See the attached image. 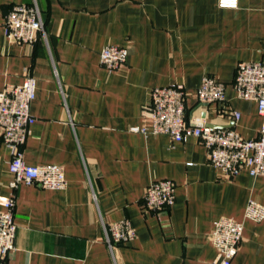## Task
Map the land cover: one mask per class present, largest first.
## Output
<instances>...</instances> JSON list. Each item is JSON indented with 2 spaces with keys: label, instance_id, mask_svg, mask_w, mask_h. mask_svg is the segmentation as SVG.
<instances>
[{
  "label": "crops",
  "instance_id": "0c3cea01",
  "mask_svg": "<svg viewBox=\"0 0 264 264\" xmlns=\"http://www.w3.org/2000/svg\"><path fill=\"white\" fill-rule=\"evenodd\" d=\"M14 5L40 10L45 36L33 46L6 35ZM106 46L129 51L117 71L101 65ZM241 62H264V0H239L233 10L218 0H0V91L37 80L25 161L61 165L67 180L62 190L18 188L16 249L5 264H214L210 235L223 217L244 223L233 264H264V221L245 219L249 201L264 205V177L244 170L231 180L197 138L140 131L151 125L152 90L181 85L187 122L259 138L258 105L234 88ZM205 77L225 85V103L198 104ZM10 160L0 137V208L11 194ZM160 180L176 185L164 224L145 208ZM122 220L137 238L110 248L104 225Z\"/></svg>",
  "mask_w": 264,
  "mask_h": 264
},
{
  "label": "built area",
  "instance_id": "2783aa9c",
  "mask_svg": "<svg viewBox=\"0 0 264 264\" xmlns=\"http://www.w3.org/2000/svg\"><path fill=\"white\" fill-rule=\"evenodd\" d=\"M221 9H237L239 0H218ZM6 35L12 41L33 46L40 36H45L43 21L37 6L14 5L5 20ZM125 47L106 46L101 52V65L110 72L122 68L128 59ZM37 80L28 76L21 85H10L0 91V137L9 149V170L13 175L11 194L0 208V264H5L16 249V191L21 185L38 186L46 190H62L67 186L65 168L61 165H28L24 146L36 119L31 113L36 98ZM234 88L240 99L254 101L259 115L264 119V62H241L236 67ZM197 102L200 105L226 102L225 85L205 77L199 87ZM151 125L140 131L144 134L168 135L174 142L197 138L208 151L210 164L233 180L242 171L252 177H264V125L257 139H244L228 127H216L199 122H187V92L181 85L154 88L151 92ZM234 120L241 115L230 112ZM176 202V185L171 180H160L149 185L145 195V208L165 223L164 214ZM245 219L256 223L264 221V205L255 200L248 202ZM107 244L130 243L137 238L134 225L122 220L104 225ZM244 223L223 217L215 222L210 241L219 254L214 264H233L243 240Z\"/></svg>",
  "mask_w": 264,
  "mask_h": 264
},
{
  "label": "trees",
  "instance_id": "16d2710c",
  "mask_svg": "<svg viewBox=\"0 0 264 264\" xmlns=\"http://www.w3.org/2000/svg\"><path fill=\"white\" fill-rule=\"evenodd\" d=\"M127 244H129V243H126V244H123V245H127Z\"/></svg>",
  "mask_w": 264,
  "mask_h": 264
}]
</instances>
